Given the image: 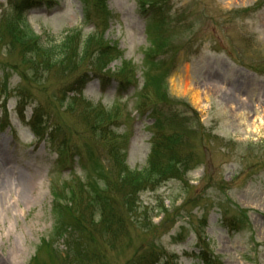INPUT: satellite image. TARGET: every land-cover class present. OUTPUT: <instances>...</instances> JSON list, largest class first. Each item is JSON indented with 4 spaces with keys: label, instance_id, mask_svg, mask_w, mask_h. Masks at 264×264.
<instances>
[{
    "label": "rangeland",
    "instance_id": "374dc122",
    "mask_svg": "<svg viewBox=\"0 0 264 264\" xmlns=\"http://www.w3.org/2000/svg\"><path fill=\"white\" fill-rule=\"evenodd\" d=\"M20 1L0 0V148L6 159L0 155V264H31L41 255L50 264H92L74 262L71 240L77 235L58 231L55 208L68 207V215L78 219L82 210L91 215L90 195L78 181L87 183L93 167L89 150H94V132L85 119L97 111L104 116L100 110H111L109 118H115L109 122L115 144L109 145L127 153L131 169L146 166L157 131L150 109L138 111V106L152 74L164 78L159 88L147 87V94L152 101L161 95L167 104L175 103L178 118L188 123L181 134V156L193 162L181 179L171 177L135 194L127 206L119 195L124 186L112 187L110 194L117 198L113 207L125 223L110 228L118 234L110 238L100 235L106 230L100 223L96 227V264H134L148 251H155L159 264H208L209 259L215 264H264V7L254 9L261 0H159L165 27L164 45H157L167 53L153 59L146 57L156 40L153 9L144 10V0H104L111 14L108 26H101L99 12L86 0L28 8L26 20L43 42L56 38L57 43L76 28L84 37L100 31L116 48L109 73L130 70L124 63H134L137 86L127 85L130 91L121 97L115 79L88 75L92 81L87 87L83 80L79 83L88 66L74 73L61 67L41 70L34 76L20 49L7 46L6 22L18 21L14 7ZM152 105L161 108L160 102ZM37 108L41 123L58 127L59 140H67L63 167L57 168L59 155L51 143L36 138L28 126ZM176 125L166 117L161 140L174 134ZM97 150L94 168L103 166L100 170L116 179L100 142ZM77 151L81 159L75 157ZM26 175L33 183L22 189L20 177ZM75 178L71 189H63ZM134 188L126 185L132 194ZM232 225L238 230L231 231ZM203 251L213 256L206 263L197 256Z\"/></svg>",
    "mask_w": 264,
    "mask_h": 264
},
{
    "label": "trees",
    "instance_id": "16d2710c",
    "mask_svg": "<svg viewBox=\"0 0 264 264\" xmlns=\"http://www.w3.org/2000/svg\"><path fill=\"white\" fill-rule=\"evenodd\" d=\"M162 1L167 2L168 0ZM59 2L60 0H22L14 7V13H16L18 17V21L15 24H13V22H6L10 23L7 27V31L5 32L8 33L6 37L7 46H12L14 49H20V56L24 57L23 62L28 65L29 71L36 76L37 73L41 72V70H46L47 72L57 71L58 67H61L62 69L66 68L70 71L72 70L71 72L74 73L76 70H82L84 67L88 66L90 68L83 72V75L80 77L78 82L80 83L81 80H83L85 85L92 79L90 76L86 78L88 75L98 77L103 75L105 77L116 79L120 84L118 90L119 97L127 93V90L130 88H126L127 85L137 86L132 64L129 65L124 63V67L126 68L131 66L130 70L124 69L121 70L119 74L116 73L115 75L106 70L107 66L111 63V56L116 53V48L111 46L110 43L104 39L103 35L97 31L84 37L79 29H73L66 32V34L63 35L57 43L56 38H51L48 42L42 41L43 38L38 36L28 24L25 12L28 8H39L46 5L51 7L55 4L57 5ZM86 2L89 8L92 3L96 8V12H99V16H101L100 19H102L101 26H107L111 20V14L108 12L104 0H86ZM147 6H149V8H146ZM159 6V0H144L142 3V8L144 10L148 9L146 11H149V9H153V11H149L152 12L150 23L152 22L151 25L153 24L152 34L156 35V40L152 42L154 44L153 48H151L150 52H146L147 59H153L161 56L162 54L166 55L167 53L163 50V47L160 48V45H157L163 43L161 41V34L163 33V28L165 27V17L159 14V12L163 11V8H158ZM262 7H264V0H261L260 5L257 4L254 9L257 8L255 11H258ZM86 17H88V15H86ZM160 20H163L164 22L159 23ZM11 24L13 26L9 29ZM161 45L163 46L164 44ZM158 48L160 50H158ZM73 67L74 69H72ZM165 69L167 70L168 68ZM163 78V76L160 77L159 75H150L147 79V84L139 93L140 104L138 106V111L150 109L152 117L155 119V123L152 127L156 128L157 131L154 134L156 141L153 144L147 164L142 170L131 169L127 164V153L116 147V145H109L110 142L115 144L113 142L115 134L109 127V122L111 123L115 119L109 118L111 110H100L104 116H99V111H97L96 114L90 115L91 119H85L88 122H92L90 131L94 132L92 134L94 137V143H92L95 145H92L94 150L96 152L98 151L97 142H100L103 145L102 154L108 157L107 165H110L111 163L112 165L110 167H113L112 169L116 170V179L114 177H109L105 171H101L100 168L103 166L98 165L94 168V162L97 158L95 156V151L90 149L89 155L93 161V167L91 171H89L88 182H78L80 183V188L84 189V191L87 189L86 193L90 195L87 206L89 207L88 211H90L91 215L87 217L85 210H82L80 214L81 219H78L75 215L71 217L68 215L70 214V209L68 207L56 204L57 206L55 209L58 215L56 224L60 223L58 231H61V233L64 232V234L74 232L77 235L76 240L74 238L71 240L73 241L74 262H77L76 260H89L88 262L92 264L98 263L100 255L95 254L96 256H93V246L96 240L94 239V231H97L96 227L101 224L100 226L104 227L106 230H101L99 232L100 235L103 236L104 233H106L107 235L103 238H110L118 235L116 233L112 234L113 231H111L110 228L114 229L115 227L120 229L122 224L125 223L113 207L117 203V198L115 196L112 198L110 194L112 187L117 190L118 186H124L125 191L120 192L119 195L125 197L124 200L126 201H124V204L127 206L128 203L132 201L131 199L133 195L147 190H153L152 187L154 185H160L163 182H168L172 179L171 177L179 179V175H184V173L186 174L190 170L189 165L192 164L193 160L182 158L181 156L184 154L181 149V134L186 131L188 123H186L185 120L178 118L175 113L176 109H174L175 103L171 105L167 104L168 99L166 100L165 98H162L161 95L156 97V101H152L150 96L147 94V87L152 88L153 86H157L159 88ZM156 92L157 91H155V93ZM145 99L150 100L151 104L145 103ZM157 102L161 103L160 109L152 105ZM40 113H42V110H39L38 108L34 112V119L31 124L32 130L40 139L49 140L54 149L59 153L57 168L63 167L68 157L67 154L63 152V150H68L67 140H59L60 132L58 127L55 126L52 129L51 126H47L46 121L41 123L39 116ZM44 117H46L45 114L43 115V118ZM166 117H168V119L172 122L177 123L176 131L174 134L166 136L163 140H161L160 127ZM53 141L55 142L54 144L52 143ZM108 151H110V155L107 154ZM75 157L81 159L82 155L77 151ZM85 169L86 168L84 167V170ZM185 169L188 170L185 171ZM75 181L76 180H71L66 182L63 189H71L70 184ZM127 184L135 186L133 194L128 192L126 189ZM71 194L74 195L75 193L71 192ZM53 195L56 198V201H58L60 196L56 192V188L53 189ZM94 216L99 217V221H95ZM231 229L233 231L238 230L237 225H232ZM139 256L134 260L136 261L134 264L161 263V261L158 260L159 257L155 254V251H148L147 253ZM209 258H213V256L211 255L208 258L205 254L202 256V259H206V261ZM47 262L48 261L43 258V255H41L40 257L37 256L31 264H50ZM207 263L215 264L211 259H209ZM216 263L222 264L220 262ZM54 264L58 263L55 262Z\"/></svg>",
    "mask_w": 264,
    "mask_h": 264
},
{
    "label": "bare ground",
    "instance_id": "6f19581e",
    "mask_svg": "<svg viewBox=\"0 0 264 264\" xmlns=\"http://www.w3.org/2000/svg\"><path fill=\"white\" fill-rule=\"evenodd\" d=\"M0 155L2 157H4V161L6 162V159H5V156H4V152L1 151V148H0ZM20 182H21V188H25V187H28L30 186L33 182H32V179L31 178H27V175L25 177H20Z\"/></svg>",
    "mask_w": 264,
    "mask_h": 264
}]
</instances>
